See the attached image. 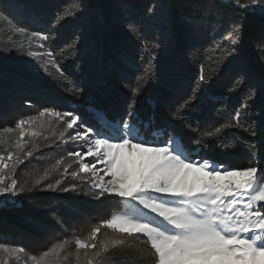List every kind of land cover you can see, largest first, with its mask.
I'll return each mask as SVG.
<instances>
[{"label": "snow or ice", "instance_id": "6c2138e0", "mask_svg": "<svg viewBox=\"0 0 264 264\" xmlns=\"http://www.w3.org/2000/svg\"><path fill=\"white\" fill-rule=\"evenodd\" d=\"M228 2L241 11L240 19L227 25L221 22L216 0H203L199 16L184 17L189 36L183 53L189 63L196 65L198 74L178 100L173 99L176 81L161 73L158 62L164 41L155 35L149 37L145 31L158 8L170 7L154 3L143 18H134L130 12L124 18L125 32L139 41V60L130 69L136 73L134 79L124 83L131 95L123 119H109L102 110H96V123L90 126L76 109L43 107L37 115L17 119L14 127H0V201L5 206L9 197L39 190L112 199L119 209L92 226L85 239L65 238L38 255H29L21 245L0 242V264H63L62 254L73 243L81 250L75 253L76 264H264V160L258 148V142H264V107L259 111L255 107L257 96L264 95V74L248 87L229 119L205 125L210 130H204L200 121L189 115L199 110L198 101L217 100L210 90L214 83L227 80L228 92L234 93L249 79L248 71L236 72L231 65L239 56L247 15L264 16V0ZM29 7L21 0H0V24L27 40V44L21 41L3 51L29 57L37 72L50 75L48 67L40 64L48 58L68 82L57 53L61 57L66 51L78 54L91 26L74 32L62 47L54 49L56 29L83 12V0L56 10L46 31L30 30L17 23ZM213 9L216 20L209 24ZM29 19L39 22L40 18L33 11ZM205 28L211 39L196 40ZM33 46L42 51H32ZM257 51L264 53V35ZM257 63L264 67V56ZM148 85L157 90L155 101H172L170 119L185 121L194 139L185 142L175 132L156 138L158 133L152 131L158 127L155 114L145 121L135 110L137 98ZM215 111L222 114L224 109ZM57 123L59 132L55 131ZM232 131L243 132L249 139L228 137ZM211 141L222 151L235 150L243 143L248 153L246 166L235 167L207 155ZM71 145L76 150L55 159L31 186L15 178L18 166L26 161L31 164L40 150L57 151ZM53 172L59 178L42 186ZM69 180L74 183L65 187ZM101 225L116 235L98 239ZM129 238L137 242L129 244Z\"/></svg>", "mask_w": 264, "mask_h": 264}, {"label": "trees", "instance_id": "16d2710c", "mask_svg": "<svg viewBox=\"0 0 264 264\" xmlns=\"http://www.w3.org/2000/svg\"><path fill=\"white\" fill-rule=\"evenodd\" d=\"M30 7L25 11L23 19L17 23L24 24L30 30L46 31L53 14L66 4L75 3L76 0H21ZM84 10L76 17H70L59 26L54 49L62 47L69 41L74 32L83 31L86 26H91V31L84 37V46L80 52H65L64 57L57 53L68 82L60 76L64 102L71 105L70 109L79 111L80 116L94 126L96 122L91 118L96 110H102L109 119H123L127 114L130 101V91L124 83H131L135 72L130 69L136 66L139 60V41L127 34L124 29V18L130 12L134 18H143L146 9L154 3H167L170 7L166 10L157 9L156 15L145 25L146 35H155L164 41V46L159 52V64L162 74L172 77L176 81L173 99L178 100L184 95L189 84L198 74L196 65L188 62L183 49L188 41V28L184 23L186 16H199L200 5L203 0H83ZM245 3V2H241ZM222 16V23L227 25L231 21L240 19V9H237L228 0H216ZM124 5L130 7L125 8ZM40 18L39 22L29 19L31 12ZM69 11L71 9L69 8ZM216 20V9H213L208 23ZM264 35V16L259 13H249L244 21V34L239 46V56L232 62L236 72L248 71L249 79L239 91L228 92L230 84L224 81L210 89L217 97L215 102L198 101L199 110L190 113V117L199 120L204 130H210L205 125L215 122L220 123L230 118L235 108L246 94L248 87L259 82V77L264 74V67L257 63L264 53L257 51V45ZM219 38V37H217ZM195 39L206 42L211 39L208 29H202ZM26 38L17 36L5 24H0V50L11 48ZM205 47L208 44L205 43ZM15 56L16 52H10ZM19 56V54H18ZM21 56V55H20ZM61 58V59H60ZM15 61L10 58L0 57V106L11 105L18 102H28L35 99L25 90V81L40 82L37 76H29V69L20 70ZM32 75V74H31ZM25 79V80H24ZM32 79V80H31ZM39 79V78H38ZM23 82V83H22ZM21 83V84H20ZM74 88L82 89L76 93ZM157 90L148 85L143 94L136 100L135 110L139 116L147 121L155 114L158 127L152 129L162 138L165 133L175 132L184 138L185 142L194 139V134L186 127L183 120H171L168 109L172 101L160 103L155 101ZM153 101L155 107H153ZM72 103V104H70ZM74 105V106H73ZM256 110L264 107V95H258ZM223 108L224 112L218 114L215 109ZM165 131L161 132L160 129ZM228 137H239L248 140L243 132H229ZM229 142L228 140L225 141ZM261 159L264 160V142H258ZM207 155L226 162L235 167L246 166L248 153L243 143L235 150L222 151L215 141L209 143ZM50 191H33L30 196L25 194L9 197L5 206L0 201V242L10 245H21L26 248L29 255L39 254L55 242L65 238L74 241L76 236L85 239L92 226L99 224L101 212L119 211L117 202L112 199L89 201L69 195L44 196ZM112 230L101 228L98 239L115 236ZM137 241L129 238V244ZM81 251L71 244L62 254L63 264H76L75 253ZM11 259V258H10Z\"/></svg>", "mask_w": 264, "mask_h": 264}, {"label": "rangeland", "instance_id": "374dc122", "mask_svg": "<svg viewBox=\"0 0 264 264\" xmlns=\"http://www.w3.org/2000/svg\"><path fill=\"white\" fill-rule=\"evenodd\" d=\"M241 2H247V0H241ZM58 29L56 30L58 31ZM23 42L27 44V41H23ZM3 49L0 50V57L7 58V59L10 58V60H12L13 62L15 61L18 65H20L19 66L20 70L29 69L30 70L29 73L31 72L29 76L32 77V79L35 76H37L39 78V79L37 78V80L40 82H35V81L34 83L33 81H31L30 83L29 81L24 82L26 83L25 90L29 92L31 96L33 95L35 99L30 100L28 102L21 101L18 103H14L13 105H11V108H8L4 104H1L0 106V127H3L5 125L14 127V123L17 119L21 117L37 115L39 110L42 109L43 107H56L57 110L59 111L71 110L70 109L71 105H67L64 102V96L62 92L63 88H62L61 83H59L60 74L57 71V69L51 65V63L48 61V58H44L40 60V64L48 67V72L50 73V75L45 74L42 70L37 72L34 67L35 62L32 61L29 57L20 56V55L18 56V54L15 56L14 54H11L10 52L5 53ZM32 51H42V50L37 49L33 46ZM77 114H79V111H77ZM91 118L94 120V122H96L94 117L91 116ZM60 130H61L60 124L57 123L55 125V131L59 132ZM62 148L63 150H57V151L40 150L37 153L36 159H34L31 164H29L26 161L25 165L18 166L17 171L15 173V178L21 183H23L24 181H28V186H31L33 180L38 178L40 175H42L44 169L49 168L50 165L54 163L55 159L59 158L62 155H65L66 151L76 150L75 145L67 146L66 148L62 146ZM55 178H59V174L57 172H53L51 176H49L47 181H43L42 186L43 184L47 182H54ZM68 183H74V182L69 180L68 182L64 184V186L67 187ZM58 194L73 196L76 198H80L81 200L88 199L89 201H92V202L100 201V200L101 202H103V200H105L104 198H101L100 200H96L91 195L85 196L82 193H75V192L57 193V192L50 191L49 194L43 193L44 196H56V197ZM25 195L26 197H28L30 196V193H27ZM117 213L118 211L106 212L104 210V212H101L100 214L99 223L103 219H108L111 217V215L117 214ZM101 228H105V227L101 225Z\"/></svg>", "mask_w": 264, "mask_h": 264}]
</instances>
